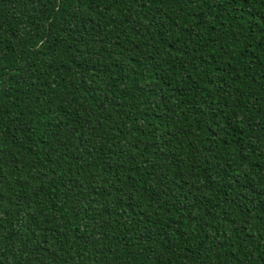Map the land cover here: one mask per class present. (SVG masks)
<instances>
[{
	"label": "trees",
	"instance_id": "1",
	"mask_svg": "<svg viewBox=\"0 0 264 264\" xmlns=\"http://www.w3.org/2000/svg\"><path fill=\"white\" fill-rule=\"evenodd\" d=\"M0 264H264V0H0Z\"/></svg>",
	"mask_w": 264,
	"mask_h": 264
}]
</instances>
